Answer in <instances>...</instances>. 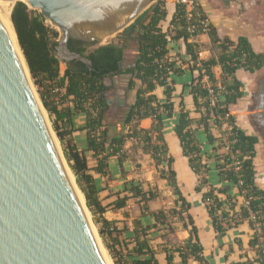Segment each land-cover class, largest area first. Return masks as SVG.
Segmentation results:
<instances>
[{"label": "trees", "instance_id": "16d2710c", "mask_svg": "<svg viewBox=\"0 0 264 264\" xmlns=\"http://www.w3.org/2000/svg\"><path fill=\"white\" fill-rule=\"evenodd\" d=\"M173 4L172 14L168 17L167 0H156L117 36V41L89 48L81 42L69 40V49L86 56L91 62V70L81 62L72 61L66 63L63 73L59 70L60 61L54 53L58 31L47 24L37 10L29 9L20 0L14 4L10 19L42 105L51 118L63 156L114 264L126 262L120 261L116 249L106 240L105 231L108 230L110 236H117L120 229L114 222L96 216V213L104 212L105 208L97 202L92 177L87 172L86 156L73 140L67 137L74 131L70 121V107L74 112H82L85 115L83 129H86L87 133V149L92 150L96 157V171L105 172L110 156H117L121 163L124 146L128 140L140 143L141 150L150 154L156 166L162 162L167 163L166 171L159 170L160 176L172 187L176 196L175 204H179V208H174L170 213L182 221L189 236L183 244L169 250L165 248L166 262L177 264L173 262L176 253L180 264H208L203 256V246L199 241L197 228L188 213L190 204L177 185L175 172L171 168L172 159L167 156V146L162 134L163 121L173 115L175 107L172 96L173 80L170 76L172 73L180 74L183 71V61L176 64L175 60H168L169 45L172 41L183 39L185 52L189 57V67L197 73L189 86L199 117L197 120L192 118L189 112L184 110L181 99L179 103L182 108L177 114L174 131L181 143L183 154L197 175L198 184L195 190L201 193L218 236L244 220H247L253 229L249 245L257 249L258 256L254 260L237 264H264V190L256 183L254 161L258 138L245 132L230 114L231 105L237 103L243 95L242 84L235 78V71L244 69L254 72L263 67L264 52H256L246 36L240 35L234 40L220 36L211 25L208 36L215 55L206 60L199 59L197 45L187 42L189 34L186 31L183 7L176 2ZM131 40L136 42L137 53L131 66L122 67L124 51ZM216 65H220L222 71L220 86L217 85L218 81L213 73ZM204 75L207 76L214 92L213 105L210 102L209 87L203 82ZM117 76L125 80L124 87L130 94V101L122 114L119 129L110 128L106 123L105 98L109 89L108 80ZM159 86L163 87L164 101H160L154 93ZM55 87L62 91L57 90L56 95L52 94ZM145 118L152 120L149 128L139 126L140 121ZM195 120L203 127L209 143L213 144L219 138L217 146H213L215 167L219 179L226 182V185L214 187L208 184L204 176L208 166L201 160V146L191 127ZM210 121L217 126L225 123L229 130L217 138L211 133ZM222 148L226 150L218 152V149ZM231 186H235L244 198V204L238 210L235 209L234 196L229 194ZM121 192L123 194L113 204L114 207H124L127 200L135 199L140 205L141 215L151 217L154 221L153 224H147L133 232L136 247L131 264H159L156 251L150 246L151 238L147 231L158 222L162 225L169 222V212L163 209L150 211L147 202L153 200L156 194L144 190L138 182L130 181ZM220 193L226 195L225 200L218 197ZM224 204H227V209ZM190 259L195 262H189ZM110 263L113 264L111 259Z\"/></svg>", "mask_w": 264, "mask_h": 264}, {"label": "water", "instance_id": "95a60500", "mask_svg": "<svg viewBox=\"0 0 264 264\" xmlns=\"http://www.w3.org/2000/svg\"><path fill=\"white\" fill-rule=\"evenodd\" d=\"M153 1L21 2L57 29L54 53L60 62H81L91 70L86 56L69 49V40L98 46L120 35ZM64 160L25 77L0 0V264H106Z\"/></svg>", "mask_w": 264, "mask_h": 264}, {"label": "crops", "instance_id": "0c3cea01", "mask_svg": "<svg viewBox=\"0 0 264 264\" xmlns=\"http://www.w3.org/2000/svg\"><path fill=\"white\" fill-rule=\"evenodd\" d=\"M203 12L207 15L211 25H213L220 36H227L230 39H236L243 35L248 38L253 49L256 52H264V0H198ZM174 0H167L168 17L172 14ZM187 42L197 45L198 58L208 59L215 55L208 33L199 34L193 38H188ZM136 42H128L124 51V60L122 67H129L133 64L136 55ZM168 57L175 60L176 64L182 62V72L180 74H171L170 79L173 80V100L175 102L174 113L171 117H167L163 121L162 134L167 146V156L171 157V168L175 172L177 185L189 202L188 213L190 214L194 225L197 228V235L201 245L203 246V256L208 264H237L246 260H254L257 258V249L249 245L250 239L253 237V229H251L247 220L242 221L237 226H233L226 230L223 235L218 236L207 212L205 203L202 201L201 193L195 190L198 184L197 175L191 169L187 157L183 154L181 143L175 134L174 126L177 123V114L181 110L179 101L182 99L184 103V110L189 112V115L196 119L199 113L195 110L193 105L192 95L190 93V82L197 75L196 71L190 69L188 55L185 52V41L178 39L170 43ZM130 47V48H129ZM214 77L217 85L220 86L221 67L216 65L213 68ZM235 78L241 82V91L243 95L237 103L231 105L230 114L236 119V123L247 133L255 135L258 138L256 145L255 169H256V183L264 190V66L254 72H249L244 69H237L235 71ZM203 82L210 85L207 77H203ZM125 80L120 77H115L110 80L107 85L115 88L113 91L105 93L107 101L106 106V123L110 128H120L122 122V114L128 106L130 101V94L126 92L124 87ZM62 91V90H61ZM154 93L160 101H164L163 87H157ZM179 103V104H178ZM68 105L69 103H65ZM72 112L70 121L71 127L74 129L70 137L77 148L81 150L87 158L88 173L92 177V183L96 190L97 202L100 206L105 208V211L96 213L98 218L102 217L106 220L114 222L120 232L117 236L109 235L108 230L105 231L106 240L114 246L117 254L120 256V261L126 264H131V259L134 255V248L136 247L133 241V232L140 230L142 226L153 224V219L148 216L141 215V208L139 206V213L133 216L127 213L129 200L126 201L124 207H114V203L125 185L132 180H140L142 188L146 189L149 185H157L160 191L168 188V182L164 177L160 176L159 170H167V163L156 166L154 159L148 153L142 150L141 159L138 162L142 163V168L135 171L133 162L129 157L123 156L120 163L117 156H110L107 160V168L105 172H99L94 169L96 165V157L92 150L87 149V133L83 129L85 125V115L82 112ZM193 121L191 127L196 138L201 146L202 162L208 166V171L204 176L207 178L208 184L214 187H220L227 183L221 181L218 177L217 169L215 167L216 161L214 159L215 152L213 146H217L220 136L223 132L229 130V126L222 123L217 126L210 121V130L213 136L218 139L212 144L207 141L206 134L203 127L197 122ZM151 118H145L140 121L139 126L142 128H149L151 126ZM70 128V127H69ZM128 142V141H127ZM124 147H128V144ZM226 148L218 149V152L224 151ZM159 167L161 169H159ZM166 173V172H165ZM168 185V186H167ZM120 194V195H119ZM229 194L234 196L238 210L244 204V198L239 194L235 186H231ZM161 197V192L160 196ZM221 200L226 199L223 193L218 194ZM163 202L156 204L152 200L148 203L150 211H157L163 209ZM139 205V204H138ZM227 209V204H224ZM170 224L175 226L173 233L168 235L170 244H161L166 240L161 237L154 236L152 231L163 228L164 224L157 223L155 227L148 230V236L151 238L150 246L155 249L156 257L159 264H167L166 249L171 245L179 246L188 238L189 233L183 227L182 221L177 217L168 218ZM159 227V228H158ZM172 246L171 248H173ZM264 250V244L262 245ZM174 263L180 264L177 254H174ZM189 262H195L191 259Z\"/></svg>", "mask_w": 264, "mask_h": 264}, {"label": "rangeland", "instance_id": "374dc122", "mask_svg": "<svg viewBox=\"0 0 264 264\" xmlns=\"http://www.w3.org/2000/svg\"><path fill=\"white\" fill-rule=\"evenodd\" d=\"M18 1V0H17ZM16 1V2H17ZM156 0H154L152 3H154ZM247 1H250V0H247ZM16 2H13L12 3V5H11V11H12V9H13V6H14V4L16 3ZM151 3V4H152ZM46 23L47 24H49L51 27H53L55 30H57L54 26H52L48 21H46ZM118 36V35H117ZM117 36L116 37H109V38H106V39H104L103 40V42L100 44V45H102V44H106V43H109V42H111V41H117ZM132 41V40H131ZM131 41H129V42H131ZM99 46V45H98ZM96 47V46H95ZM89 48H93V47H89ZM130 48V47H129ZM19 51H20V53H21V50L19 49ZM25 62V61H24ZM65 67H66V63H64V62H60V64H59V70H60V72L61 73H63L64 72V69H65ZM28 76H29V80H30V82H31V85H32V88H33V91H34V93H35V96L38 98V100H39V103H40V105H41V108H42V111H43V114L45 115V118H46V120H47V122H48V124H49V127L51 128V130H52V132H53V135H54V137H55V140H56V143H57V146L59 147V150L61 151V153H62V149H61V145H60V142H59V140H58V138H57V136H56V134H55V132H54V130H53V128H52V122H51V118H50V116H49V114H48V112L46 111V109L44 108V106L42 105V102H41V100H40V97H39V93H38V89H37V87H36V85L34 84V82H33V80H32V78H31V76L28 74ZM115 78V77H114ZM113 79V78H112ZM108 83H110V80H108V82H107V84ZM109 87V89L106 91V94L108 93V91H113L115 88H113L112 86H108ZM55 88H58V87H55ZM55 90V89H54ZM60 92V91H59ZM52 94H55L56 95V91H54V92H52ZM56 97H58V96H56ZM98 135V134H97ZM127 144H128V147L126 148V147H124V151H123V153H124V156H126V157H129L130 158V160L133 162V165H134V169H135V171H138V170H140L141 168H142V163L141 162H138V160H140L142 157H141V153H139L140 151H141V148H140V146H141V144L139 143H135L134 141H132V140H128V142H127ZM63 154V153H62ZM64 157V156H63ZM141 157V158H140ZM65 159V158H64ZM65 161V165H66V167H67V169H70L69 168V166H68V164H67V162H66V160H64ZM154 163H155V161H153ZM163 163V162H162ZM160 166H162V167H165V165H163V164H160ZM159 169H161L160 167H159ZM71 177H72V175H71ZM132 181H134V182H138L141 186H142V182L140 181V180H132ZM169 185V184H168ZM167 185V186H168ZM77 186V185H76ZM78 188V187H77ZM79 189V188H78ZM144 190H150V191H152V192H154L155 194H156V196H155V198L152 200L153 202H155L156 204H161V202H163L162 204H163V210L165 211V212H169L168 214H169V216H168V218L169 219H171L172 217H176V215L175 216H172V215H174V214H171L170 212H171V210H173L174 208V210H176V208H179V204H175V198H176V196L174 195V193H173V189H172V187L171 186H168V188L165 190V192L162 190V191H160V189L158 188V186L157 185H155V184H153V185H149L148 186V188H146V189H144ZM80 192V191H79ZM160 192H161V197L160 198H158L159 196H160ZM81 198H82V196H81ZM149 203V201L147 202V204ZM128 210H127V213H130L131 215H133V216H137V214L139 213V206L140 205H138V202L135 200V199H130L129 200V203H128ZM87 208V207H86ZM87 213H88V216H89V219L91 220V222H92V224H93V228H94V230H95V233H96V235H97V239H98V241H99V244H100V246H101V248H102V250H103V252H104V254H105V256H106V258H107V261L109 262V264H111L110 263V259H111V261H112V263H113V260H112V258H111V256H110V254L108 253V251H107V249L105 248V246H104V244L102 243V240H101V237H100V235H99V233H98V230H97V226L95 225V223L93 222V216H92V214L90 213V211L87 209ZM159 228V227H158ZM159 230L160 229H158V230H155V231H152L151 233L152 234H155L154 236H160L161 237V239L162 240H166L164 243H161V244H170V242L168 241V235L170 234V233H173L174 232V230H175V226H173L172 224H170V222H167L164 226H163V228L161 229V231L159 232ZM172 246H174V245H171V247ZM171 247L169 248V249H171ZM167 249V247H164V249ZM110 258V259H109ZM114 264V263H113Z\"/></svg>", "mask_w": 264, "mask_h": 264}, {"label": "built area", "instance_id": "2783aa9c", "mask_svg": "<svg viewBox=\"0 0 264 264\" xmlns=\"http://www.w3.org/2000/svg\"><path fill=\"white\" fill-rule=\"evenodd\" d=\"M176 3L182 5L184 11V18L186 20V31L189 34V38H193L199 34L208 33L211 23L207 15L203 12L198 0H174ZM171 28H174L171 26ZM169 61H173L168 57ZM203 77H207L204 75ZM209 93L211 94L210 102L213 105L215 96L210 85ZM61 90L55 88L54 91Z\"/></svg>", "mask_w": 264, "mask_h": 264}, {"label": "bare ground", "instance_id": "6f19581e", "mask_svg": "<svg viewBox=\"0 0 264 264\" xmlns=\"http://www.w3.org/2000/svg\"><path fill=\"white\" fill-rule=\"evenodd\" d=\"M16 1L17 0H2L3 17H4V22H5V25H6L7 32L9 34L10 39H11V42L13 44V47L15 49V52H16L17 57L19 59V62L21 64V67L23 69V72L25 74V77H26L27 81L29 82V85H30L31 89L33 90L32 85H31V82L29 80V76H28L29 72L27 70L26 63L24 62V58L22 56V53H20V51H19L20 48L18 46L17 39H16L14 30H13V27H12V24H11V20H10L11 5H12L13 2H16ZM20 1H24V0H20ZM101 250H102V248H101ZM102 254H103V257H104V259L106 261V264H109V262L107 261V258L105 256L103 250H102Z\"/></svg>", "mask_w": 264, "mask_h": 264}]
</instances>
